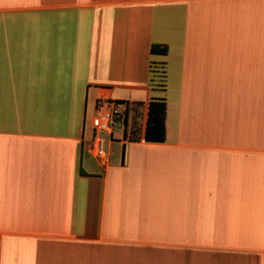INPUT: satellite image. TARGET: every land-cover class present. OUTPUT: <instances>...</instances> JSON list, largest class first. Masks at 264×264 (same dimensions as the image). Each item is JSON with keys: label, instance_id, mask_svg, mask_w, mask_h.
I'll return each mask as SVG.
<instances>
[{"label": "crops", "instance_id": "0c3cea01", "mask_svg": "<svg viewBox=\"0 0 264 264\" xmlns=\"http://www.w3.org/2000/svg\"><path fill=\"white\" fill-rule=\"evenodd\" d=\"M0 264H264V0H0Z\"/></svg>", "mask_w": 264, "mask_h": 264}, {"label": "trees", "instance_id": "16d2710c", "mask_svg": "<svg viewBox=\"0 0 264 264\" xmlns=\"http://www.w3.org/2000/svg\"><path fill=\"white\" fill-rule=\"evenodd\" d=\"M167 47L164 44H151L150 54L164 55ZM147 85L150 96L147 102L146 120L144 126L143 139L150 142H160L164 139V112H165V77L166 65L164 61L150 60L148 63ZM127 103L132 110H137L139 103L117 101ZM135 115V114H134ZM136 131L135 118L132 116L130 128L126 133L129 138H134Z\"/></svg>", "mask_w": 264, "mask_h": 264}, {"label": "built area", "instance_id": "2783aa9c", "mask_svg": "<svg viewBox=\"0 0 264 264\" xmlns=\"http://www.w3.org/2000/svg\"><path fill=\"white\" fill-rule=\"evenodd\" d=\"M132 116L133 110L128 107L127 103L98 100L89 119L93 130L91 155L101 160L102 163L105 162L100 134L109 133L112 128L123 132L128 131Z\"/></svg>", "mask_w": 264, "mask_h": 264}, {"label": "rangeland", "instance_id": "374dc122", "mask_svg": "<svg viewBox=\"0 0 264 264\" xmlns=\"http://www.w3.org/2000/svg\"><path fill=\"white\" fill-rule=\"evenodd\" d=\"M112 131H113V134H115V131H116V129L115 128H112ZM100 136L101 137H104V139H106L107 138V135L106 134H100Z\"/></svg>", "mask_w": 264, "mask_h": 264}]
</instances>
